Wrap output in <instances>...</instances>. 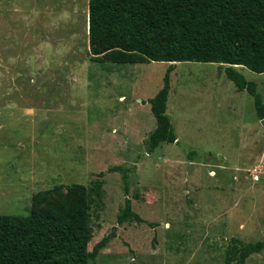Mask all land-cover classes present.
Instances as JSON below:
<instances>
[{
	"label": "rangeland",
	"instance_id": "1",
	"mask_svg": "<svg viewBox=\"0 0 264 264\" xmlns=\"http://www.w3.org/2000/svg\"><path fill=\"white\" fill-rule=\"evenodd\" d=\"M88 25L89 0H0V216H29L59 185H99L91 250L115 237L91 264H225L232 239L264 241L254 98L218 64H176L178 141L149 153L150 100L170 64H98ZM237 69L264 101V74ZM127 195L144 224H117ZM245 264H264V250Z\"/></svg>",
	"mask_w": 264,
	"mask_h": 264
},
{
	"label": "trees",
	"instance_id": "2",
	"mask_svg": "<svg viewBox=\"0 0 264 264\" xmlns=\"http://www.w3.org/2000/svg\"><path fill=\"white\" fill-rule=\"evenodd\" d=\"M88 26L92 60L98 64H170L163 88L150 100L157 127L149 137V153L178 141L167 110L171 74L179 63L224 67L238 90L254 98L257 116L264 120L257 84L237 69L264 74V0H89ZM92 190L59 185L33 196L29 216H0V264L94 262L115 232L91 250L92 207L101 199L99 185ZM126 223H145L128 195L117 217L119 226ZM157 244L156 235L154 249ZM263 250L264 241L244 243L234 238L225 264H245Z\"/></svg>",
	"mask_w": 264,
	"mask_h": 264
},
{
	"label": "built area",
	"instance_id": "3",
	"mask_svg": "<svg viewBox=\"0 0 264 264\" xmlns=\"http://www.w3.org/2000/svg\"><path fill=\"white\" fill-rule=\"evenodd\" d=\"M257 179H258V177H257Z\"/></svg>",
	"mask_w": 264,
	"mask_h": 264
}]
</instances>
